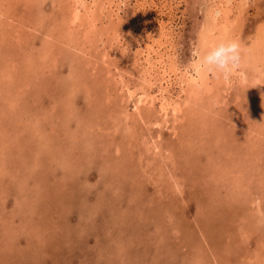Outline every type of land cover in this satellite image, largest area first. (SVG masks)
I'll return each instance as SVG.
<instances>
[{
	"label": "rangeland",
	"instance_id": "374dc122",
	"mask_svg": "<svg viewBox=\"0 0 264 264\" xmlns=\"http://www.w3.org/2000/svg\"><path fill=\"white\" fill-rule=\"evenodd\" d=\"M246 1L234 22L240 0H0V264H264V87L223 64L235 90L200 85L183 124L158 100L190 99L208 23L264 35Z\"/></svg>",
	"mask_w": 264,
	"mask_h": 264
},
{
	"label": "bare ground",
	"instance_id": "6f19581e",
	"mask_svg": "<svg viewBox=\"0 0 264 264\" xmlns=\"http://www.w3.org/2000/svg\"><path fill=\"white\" fill-rule=\"evenodd\" d=\"M229 1V0H228ZM85 2V1H84ZM79 3V2H78ZM77 3V4H78ZM207 3V2H206ZM84 4V3H83ZM238 5V7H236L237 9H238V11L235 13V18H233L232 17V20L234 21V22H236L238 19H237V17H239V14L241 13V11L242 10H244L245 8H246V5H247V1L246 0H240V2L237 4ZM73 6V5H72ZM92 6V5H91ZM85 7V6H84ZM83 7V8H84ZM78 7H76V9H77ZM92 8V7H91ZM198 8H200V7H198ZM226 8V7H225ZM78 10V9H77ZM80 12L82 11V10H79ZM217 13H218V15L219 16H221V17H223L224 19H228L229 17V14H228V10H226V11H224L223 10V12L222 11H220V10H218V11H216ZM215 12V13H216ZM87 13V12H86ZM200 13V12H199ZM227 14H228V16H227ZM213 15V14H212ZM217 15V16H218ZM74 16V15H73ZM207 16V15H206ZM79 17V16H78ZM77 17V18H78ZM84 17V16H83ZM230 18H231V16H230ZM74 19H75V17H74ZM218 19V18H217ZM240 19V18H239ZM76 20V19H75ZM208 20V19H207ZM212 20V19H211ZM215 20H216V18H215ZM76 21H78V19L76 20ZM82 21H84V20H82ZM213 21V20H212ZM229 21V20H228ZM239 21V20H238ZM237 21V22H238ZM72 22H74L73 20H72ZM216 22V21H215ZM214 21L212 22V23H215ZM222 22V21H221ZM77 23V22H76ZM220 23V22H219ZM261 23V22H260ZM230 24V23H229ZM91 25V24H90ZM207 25V24H206ZM214 25V24H213ZM237 25V24H236ZM208 26V27H207ZM202 31H200V33H199V42H198V44H199V46H198V49H197V57H195L194 58V60H192V65L191 66H193V70H194V72L193 73H188L187 71H182L180 74H179V78H180V81H179V83H180V92H182V93H184V91L186 92V93H188V94H190V99L188 100L187 98L185 99V101L184 100H182V99H175V101H171L170 100V96H166V97H162V99L160 100L159 98H158V100L160 101V110L161 111H163V119H167L165 116H169V115H172V117H174V119L176 120V121H178V122H180V123H182V122H184V118L182 117V115L184 114L183 112H184V110H183V106L185 107V104H187V102L189 103L190 101H192L193 100V102L195 103V100L194 99H196V97H198V91L200 90L199 88H200V85L202 86V87H205V88H208L209 90H211L210 92H212L213 91V88L211 87V83H210V79H213L212 81L214 82V85H216V84H218V83H220L221 85H222V87H223V89H224V91L225 92H227V90H228V88L229 87H232V89H234V86H233V81H232V79L230 80V78H229V76L231 75V74H228V73H226V75H223L222 74V72H221V66L224 64V65H226V67H228L229 69L228 70H230L233 74H235V83H236V85H239L240 84V87L238 86V89L240 88H242V89H246V86H251V85H253V86H261V87H264V35H262V34H259V33H255V38H250V36H248L249 38L247 39L246 38V36L244 35V34H242L241 32H239V31H237V29H236V31L237 32H235L234 33V31L233 30H230L231 29V27L232 26H227V24L225 23V24H223V25H221V28H220V32L216 29V27H217V25H214V26H212V24L211 23H208V25H207ZM218 26H220V25H218ZM234 26V25H233ZM260 26V25H259ZM260 27H262V26H260ZM201 28V27H200ZM202 28H203V26H202ZM201 28V29H202ZM217 28H219V27H217ZM92 29V28H91ZM234 29V28H233ZM263 29H264V21H263ZM70 30V29H69ZM218 31V33L216 32V35L218 36H222V38H220V39H223V37H224V43H225V45L226 46H222L223 44H218V40H217V36L215 37L214 36V33H215V31ZM84 32H86V30L84 31ZM255 32H258V31H255ZM214 36V37H213ZM118 38V37H117ZM215 38V39H214ZM219 39V40H220ZM222 41V40H221ZM220 42V41H219ZM223 42V41H222ZM252 43V44H251ZM255 44V45H254ZM197 47V46H196ZM222 49V50H221ZM235 49H237V51L239 52V54H240V57H238L237 58V61L235 62V60H233V58L232 57H230V56H232L233 55V51H235ZM220 51L222 52V54H224V56L223 55H221L220 57H219V55L221 54L220 53ZM236 52V51H235ZM236 54V53H235ZM216 55H217V57H216ZM229 56V57H228ZM103 58V57H102ZM109 58H111V57H109ZM103 60V59H102ZM117 60V59H116ZM114 61V60H113ZM34 62V61H33ZM142 62V61H141ZM35 63V62H34ZM112 63V62H111ZM177 63V62H176ZM106 64V63H105ZM104 64V65H105ZM109 64V63H108ZM113 64V63H112ZM137 64V63H136ZM109 65H111V64H109ZM113 65H116V64H113ZM139 65H140V63H139ZM138 65V66H139ZM149 65H151L150 63H149ZM0 66H2V65H0ZM132 66H134V65H132ZM147 66H148V64H147ZM152 66V65H151ZM136 67V66H135ZM168 67H170V66H168ZM110 68V67H109ZM116 68V67H115ZM163 68V67H162ZM175 68H177V67H174L173 68V71H175L174 69ZM4 69V68H3ZM118 69V68H117ZM121 69V68H120ZM138 69H139V67H138ZM141 69V73H144V71H145V75H144V78L142 79L141 78V84L139 85L141 88H143V90H142V92L137 96H135V97H133L134 98V104L133 105H135L133 108H135V109H137V111L139 112V104H145V103H154V99H155V96L154 95H152V94H150L149 93V90L147 91V89L145 90V84H148L149 82L150 83H152L151 82V78L149 77V78H147V76H146V74L148 75V74H151L148 70H149V67H146L145 69H144V66L143 67H141L140 68ZM161 69V68H160ZM171 69V68H170ZM227 69V68H226ZM165 70V69H164ZM166 70H167V68H166ZM186 70V69H185ZM121 71V70H120ZM134 71H135V69H134ZM137 71H139V70H137ZM162 71V70H161ZM222 71H224V70H222ZM107 72H109V71H107ZM118 72H119V70H118ZM176 72V71H175ZM230 72V73H231ZM121 73V72H120ZM123 73V72H122ZM124 73H125V71H124ZM78 74V73H77ZM94 74V73H93ZM134 74V73H133ZM137 74L139 75V73L137 72ZM136 73H135V75H137ZM210 74H212L213 76L211 77V75ZM74 75H75V73H74ZM109 75H111V74H109ZM114 75H115V73H114ZM131 75V74H130ZM134 75V76H135ZM153 75V74H152ZM151 75V76H152ZM223 75V76H222ZM229 75V76H228ZM113 76V75H112ZM117 76V75H116ZM124 76H125V74H124ZM133 76V75H132ZM133 76V77H134ZM148 76H150V75H148ZM118 77H119V75H118ZM136 77V76H135ZM231 77V76H230ZM233 77H234V75H233ZM115 78V77H114ZM114 78H112V80L114 81ZM120 78V77H119ZM128 78H130V77H128ZM136 80V79H135ZM233 80H234V78H233ZM86 81V80H85ZM177 81V80H176ZM88 82H90V81H88ZM87 82V83H88ZM70 83V82H69ZM116 83V82H115ZM119 83V81L117 82V84ZM130 83H133V81L132 82H130ZM136 83V82H135ZM134 83V84H135ZM97 84V83H96ZM213 84V83H212ZM82 85H84V84H82ZM89 85V84H88ZM123 85V84H122ZM213 85V86H214ZM242 85V86H241ZM115 87H117L116 85H114ZM119 86V85H118ZM129 86H131L130 84L128 85V87ZM219 86V85H218ZM75 87V86H74ZM82 87V86H81ZM96 87V86H95ZM114 87V88H115ZM120 87V86H119ZM126 87V86H125ZM132 87V86H131ZM201 87V88H202ZM221 87V88H222ZM70 88H72V87H70ZM84 88H86V86H84ZM205 88H204V90H205ZM215 88V87H214ZM82 89H83V87H82ZM102 89V88H101ZM117 89V88H116ZM130 89V88H129ZM129 89H127L128 90V94L129 95H131V97H132V93L133 94H135L134 92H132V91H130ZM132 89V88H131ZM136 89V88H135ZM138 89V88H137ZM230 89V88H229ZM232 89H230L231 91H232ZM237 89V90H238ZM75 90V89H74ZM94 90V89H93ZM106 90V89H105ZM122 90H124L123 89V87H122ZM215 90V89H214ZM221 90V89H220ZM235 90V89H234ZM89 91V90H88ZM101 91V90H100ZM121 91V90H120ZM222 91V90H221ZM99 92V91H98ZM126 92V91H125ZM204 92H206V91H204ZM209 92V93H210ZM122 93V92H121ZM139 93V92H138ZM200 93V92H199ZM208 93V92H207ZM208 93V94H209ZM229 93H231V92H229ZM127 94V93H126ZM226 94V93H225ZM75 95V94H74ZM111 95V94H110ZM196 96V97H195ZM201 96V95H200ZM203 96V95H202ZM238 96H239V93H238ZM66 97V96H65ZM68 97V96H67ZM66 97V98H67ZM74 97V96H73ZM76 97H77V95H76ZM129 97V96H128ZM157 97V96H156ZM179 97V96H178ZM227 97H229V96H226V98ZM237 97V96H236ZM253 97H255V96H253ZM262 97V100H264V96H261ZM63 98V97H62ZM69 98V97H68ZM93 98V97H92ZM180 98V97H179ZM238 98V97H237ZM107 99V98H106ZM173 99V98H172ZM184 99V98H183ZM215 99V98H214ZM110 100V99H109ZM127 100H128V98H127ZM188 100V101H187ZM262 100H260L261 102H262ZM216 101V100H215ZM236 101V100H235ZM123 102V101H122ZM121 102V103H122ZM127 102V101H126ZM186 102V103H185ZM75 103V102H74ZM76 105V104H75ZM148 105V104H147ZM146 105V106H147ZM254 105H257V104H254ZM261 106H264V104H260ZM258 106V107H260L259 108V111H261V106ZM121 106H123V103H122V105ZM96 107H98V106H96ZM188 107V106H187ZM55 108V107H54ZM255 108H256V106H255ZM119 109V108H118ZM192 109V108H191ZM113 110V109H112ZM123 110H125V109H123ZM132 110V109H131ZM147 110V109H146ZM90 111V110H89ZM97 111V110H96ZM192 111V110H191ZM99 112V111H98ZM125 112H127V111H125ZM131 112H133V111H131ZM190 112V111H189ZM113 114H114V111L112 112ZM123 113V112H122ZM127 113H129V112H127ZM140 113V112H139ZM145 113V112H144ZM187 113V112H186ZM185 113V114H186ZM191 113H193V112H191ZM118 114V113H117ZM137 114V113H136ZM133 115V114H132ZM139 115V114H138ZM137 115V116H138ZM141 115V114H140ZM145 115V114H144ZM254 115V114H253ZM71 116V115H70ZM97 116V115H96ZM118 116H120V114L118 115ZM118 116H116V117H118ZM134 116V115H133ZM147 116V115H146ZM189 115H187V117H188ZM36 117V116H35ZM121 117V116H120ZM126 117V116H125ZM143 117V116H142ZM129 118V117H128ZM137 118V117H136ZM136 118H135V120H136ZM140 118V117H139ZM186 118V117H185ZM189 118V117H188ZM143 119V118H142ZM157 119H159V118H157ZM162 119V118H161ZM36 120V119H35ZM114 120V119H113ZM116 120V119H115ZM120 120V119H119ZM118 120V121H119ZM134 120V119H133ZM144 120H145V118H144ZM101 121V120H100ZM122 121V120H121ZM125 121V120H124ZM126 121H127V119H126ZM130 121V120H129ZM154 121V120H153ZM159 121H160V119H159ZM164 120H162V122H163ZM106 122V121H105ZM148 122V121H147ZM161 122V121H160ZM159 122V123H160ZM175 122V121H174ZM86 123V122H85ZM102 123V122H101ZM120 123V122H119ZM140 123V122H139ZM153 123V122H152ZM156 123V122H155ZM154 123V124H155ZM177 123V122H176ZM90 124V123H89ZM104 124V123H103ZM106 124V123H105ZM128 124V123H127ZM135 124H137L138 125V123H135ZM162 124V123H161ZM183 124V123H182ZM95 125V124H94ZM93 125V126H94ZM129 125V124H128ZM136 125V126H137ZM105 126V125H104ZM124 126V125H123ZM153 126V125H152ZM158 126V125H157ZM106 127V126H105ZM109 127V126H108ZM56 128H58V127H56ZM103 128V127H102ZM100 129V128H99ZM107 129V128H106ZM112 129H113V127H112ZM116 129V128H115ZM137 129V128H136ZM37 130V129H36ZM80 130H81V128H80ZM97 130V129H96ZM101 130V129H100ZM109 130H110V128H109ZM127 130V129H126ZM140 130V129H139ZM102 131V130H101ZM104 131H105V129H104ZM135 131V130H134ZM137 131V130H136ZM143 131H144V129H143ZM100 132V131H99ZM94 133V132H93ZM107 133H109L110 134V131H108ZM99 134V133H98ZM101 134V133H100ZM104 134V133H103ZM112 134H114V133H112ZM147 134V133H146ZM79 135V134H78ZM92 135V134H91ZM94 135V134H93ZM97 135V134H96ZM130 135V134H129ZM104 136V135H103ZM108 136H110V135H108ZM132 136H134V135H132ZM93 137H95V135L93 136ZM111 137V136H110ZM115 137V136H114ZM145 137H148V136H145ZM108 138L109 137H107V140H108ZM113 138V137H112ZM147 139V138H146ZM110 140V139H109ZM118 140V139H117ZM122 140V139H121ZM125 140V139H124ZM127 140V139H126ZM133 140V139H132ZM136 140V139H135ZM153 140V139H152ZM103 140H101V143L103 144V142H102ZM111 141V140H110ZM113 142V141H112ZM135 142V141H134ZM158 142V141H157ZM109 143V142H108ZM148 143V142H147ZM149 143H151V142H149ZM154 143V142H153ZM56 144V143H55ZM107 144V143H106ZM111 144V143H110ZM110 144H109V146H110ZM119 144V143H118ZM122 144H124V143H122ZM130 144H132V141H131V143ZM113 144H111V146H112ZM115 145V144H114ZM135 145V144H134ZM151 145V144H150ZM154 145V144H153ZM116 146V145H115ZM121 146V145H120ZM128 146V145H127ZM122 147V146H121ZM121 147H119V148H121ZM132 147H133V145H132ZM148 147V146H147ZM91 148V147H90ZM123 148V147H122ZM140 148V147H139ZM171 148V147H170ZM135 149V148H134ZM138 149V148H137ZM158 149V148H157ZM111 150V149H110ZM117 150V149H116ZM126 150V149H125ZM154 150H156V149H154ZM169 150V149H168ZM172 150V149H171ZM171 150H170V152H171ZM149 151V150H148ZM164 151V150H163ZM120 152V151H119ZM128 152V151H127ZM154 152V151H153ZM112 153V152H111ZM164 153H166V152H164ZM106 154V153H105ZM146 154V153H145ZM158 154V153H157ZM172 154V153H171ZM115 155V154H114ZM116 155H118V153L116 154ZM153 155V154H152ZM156 155V154H155ZM175 155V154H174ZM173 155V156H174ZM164 156H165V154H164ZM172 156V155H171ZM145 157V156H144ZM143 157V158H144ZM103 159V158H102ZM111 159V158H110ZM176 159V158H175ZM103 160H105V159H103ZM145 161V160H144ZM248 161V160H247ZM142 162H143V160H142ZM63 163V162H62ZM145 164V163H144ZM165 164V163H164ZM176 164V163H175ZM151 165V164H150ZM154 165V164H153ZM168 165V164H167ZM166 165V166H167ZM175 166V165H174ZM153 167V166H152ZM148 168V167H147ZM168 168V167H167ZM173 168V167H172ZM171 168V169H172ZM145 169V168H144ZM152 169V168H151ZM174 169H175V167H174ZM77 171V170H76ZM176 171V170H175ZM144 172V171H143ZM167 172V171H166ZM173 172V171H172ZM78 173V172H77ZM168 173V172H167ZM169 173H170V169H169ZM175 173V172H174ZM121 174V173H120ZM146 174V173H145ZM149 174V173H148ZM160 174V173H159ZM163 174V173H162ZM218 174V173H217ZM154 175H156V174H154ZM174 175V178H175V174H173ZM150 176V175H149ZM172 176V175H171ZM177 177H179V176H176V178ZM165 178V177H164ZM171 178V177H170ZM160 179V178H159ZM225 179V178H224ZM175 180V179H174ZM219 180H220V178H219ZM222 180H223V178H222ZM96 181V180H95ZM173 181V180H172ZM171 181V182H172ZM177 181H179V180H177ZM88 182V181H87ZM153 182V181H152ZM162 182V181H161ZM256 182H258V181H256ZM255 182V183H256ZM179 183V182H178ZM97 184V183H96ZM170 184V183H169ZM172 184H174V183H172ZM260 184V183H259ZM162 185V184H161ZM222 185V184H221ZM223 185L225 186V184H224V182H223ZM255 185H257V184H255ZM263 185V184H262ZM259 186V185H258ZM172 187H174L173 185H172ZM199 187V186H198ZM187 189V188H186ZM229 189V188H228ZM264 190V189H263ZM190 191V190H189ZM173 192V191H172ZM174 192H175V190H174ZM177 192V191H176ZM175 192V193H176ZM180 192V191H179ZM192 192V191H191ZM230 193H231V191H230ZM234 193V192H233ZM227 194V196H229L228 194L229 193H226ZM232 195V194H231ZM260 195V194H259ZM235 196V195H234ZM233 197V196H232ZM231 197V198H232ZM258 197V196H257ZM257 197H256V199H257ZM253 198H255V197H253ZM259 198V197H258ZM234 199V198H233ZM180 200V199H179ZM234 201V200H233ZM257 201V200H256ZM96 203V202H95ZM260 204H261V202H260ZM13 207V206H12ZM14 208V207H13ZM16 209V208H15ZM264 209V208H263ZM261 210V208L260 209H258V211L261 213V212H263L264 210ZM9 213V212H8ZM202 213V212H201ZM11 214V213H10ZM253 214V213H252ZM262 214V213H261ZM264 215V214H263ZM262 215V216H263ZM251 216V215H250ZM260 216V215H259ZM12 217V216H11ZM202 217V216H201ZM264 217V216H263ZM195 218V217H194ZM255 218V217H254ZM261 218V217H260ZM253 220V222H255L256 220L255 219H252ZM255 220V221H254ZM261 219H259V221H260ZM262 220H264V218L262 219ZM261 220V221H262ZM257 221H258V219H257ZM257 221H256V223H257ZM256 223H255V225H256ZM260 223H262V222H260ZM257 225H258V223H257ZM262 225H263V223H262ZM247 238V237H246ZM245 238V239H246ZM243 241V240H242ZM254 242V241H253ZM242 243V242H241ZM240 243V244H241ZM244 244H245V242H244ZM243 246V245H242ZM248 246V245H247ZM244 247V246H243ZM246 247V246H245ZM244 249V248H243ZM253 249V248H252ZM246 250H248V248L246 249ZM255 250H257L256 248H255ZM259 250V249H258ZM249 251V250H248ZM253 251V250H252ZM251 250H250V252H252ZM230 252H231V250H230ZM257 252V251H256ZM262 252V251H261ZM259 253V252H258ZM260 254V253H259ZM264 254V253H263ZM224 255V254H223ZM250 255V254H249ZM262 255V254H261ZM253 256V255H252ZM254 256H255V254H254ZM226 259V258H225ZM248 260V259H247ZM255 260V259H254ZM226 261V260H225ZM257 261V260H256ZM223 262H224V260H223ZM223 264V263H222ZM258 264H260L259 262H258Z\"/></svg>",
	"mask_w": 264,
	"mask_h": 264
}]
</instances>
